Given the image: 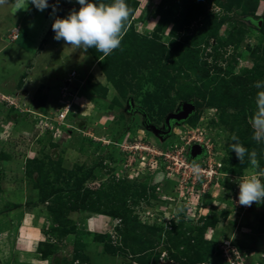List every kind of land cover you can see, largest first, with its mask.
Wrapping results in <instances>:
<instances>
[{
    "label": "rangeland",
    "instance_id": "374dc122",
    "mask_svg": "<svg viewBox=\"0 0 264 264\" xmlns=\"http://www.w3.org/2000/svg\"><path fill=\"white\" fill-rule=\"evenodd\" d=\"M126 3L107 57L53 39L75 0L0 5V264H264V204L236 203V181L264 169L250 121L264 0ZM184 102L168 134L148 127ZM195 138L219 169L192 187L176 166Z\"/></svg>",
    "mask_w": 264,
    "mask_h": 264
},
{
    "label": "clouds",
    "instance_id": "9594fccd",
    "mask_svg": "<svg viewBox=\"0 0 264 264\" xmlns=\"http://www.w3.org/2000/svg\"><path fill=\"white\" fill-rule=\"evenodd\" d=\"M26 2L41 12L48 8H51L52 13L58 11L59 0L52 5L49 4V0H26ZM4 3L6 0H0V5ZM75 4L79 5L78 10L74 8L63 18L54 19L51 25L54 32L53 39L62 40L69 47L84 51L95 48L105 57L118 49L121 45L122 29L129 17L126 0H111V3H102L101 0H75ZM255 87L264 88V81H256ZM254 102L255 111L250 118L253 128L252 139L264 143V91L257 93ZM231 139L237 141L230 147L242 163L247 149L238 142L237 136L233 135ZM199 153L190 157L195 158ZM248 155L252 166L257 167L255 152ZM192 171L198 174L199 168L193 165ZM236 183L239 187L236 201L238 205L251 207L253 203L264 204V169H258L255 174L238 179Z\"/></svg>",
    "mask_w": 264,
    "mask_h": 264
},
{
    "label": "built area",
    "instance_id": "2783aa9c",
    "mask_svg": "<svg viewBox=\"0 0 264 264\" xmlns=\"http://www.w3.org/2000/svg\"><path fill=\"white\" fill-rule=\"evenodd\" d=\"M74 75V72L72 73V76ZM194 143L190 144L187 152L184 150H180V158L179 163L176 166V170L178 173H181L182 179L187 183V181H190L192 187L194 184L201 185L202 183H208L210 180H212L216 174L218 173L219 164H210L209 160V150L205 148V146L202 145L200 139H194ZM192 145H198L200 147V153L195 157L191 158L189 155V148ZM177 160V159H176ZM177 163H173V165H176ZM195 165L199 168V173H193L192 166ZM202 184V185H203ZM198 189V188H197ZM200 192V191H199Z\"/></svg>",
    "mask_w": 264,
    "mask_h": 264
},
{
    "label": "water",
    "instance_id": "95a60500",
    "mask_svg": "<svg viewBox=\"0 0 264 264\" xmlns=\"http://www.w3.org/2000/svg\"><path fill=\"white\" fill-rule=\"evenodd\" d=\"M194 111V105L191 102H184L180 105L179 109L176 111L168 113L164 117L163 128H158L155 125H148L150 129L156 134L165 135L170 132L171 124L173 122H178L186 119ZM200 152V147L198 145H193L190 150V155L194 157ZM161 264H177L174 261H164ZM198 264V263H195Z\"/></svg>",
    "mask_w": 264,
    "mask_h": 264
},
{
    "label": "trees",
    "instance_id": "16d2710c",
    "mask_svg": "<svg viewBox=\"0 0 264 264\" xmlns=\"http://www.w3.org/2000/svg\"><path fill=\"white\" fill-rule=\"evenodd\" d=\"M260 29H264V23H263L262 27H260ZM118 208L116 210V212H117L116 214H119L117 216L120 217V220H122L123 218L129 219L128 215H129L130 210L128 209L127 204L125 203V198H124V200H122L121 202L118 203ZM192 262L198 263V262H200V260L194 259V260H192Z\"/></svg>",
    "mask_w": 264,
    "mask_h": 264
}]
</instances>
